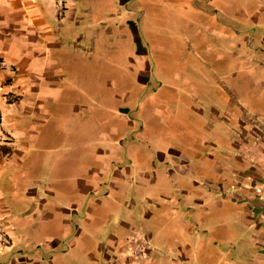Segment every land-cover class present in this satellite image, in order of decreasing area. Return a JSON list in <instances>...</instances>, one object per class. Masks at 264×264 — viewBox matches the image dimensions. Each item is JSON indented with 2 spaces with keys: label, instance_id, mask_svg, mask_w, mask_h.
<instances>
[{
  "label": "crops",
  "instance_id": "1",
  "mask_svg": "<svg viewBox=\"0 0 264 264\" xmlns=\"http://www.w3.org/2000/svg\"><path fill=\"white\" fill-rule=\"evenodd\" d=\"M75 6L76 0H0V116L11 139L0 147V220L11 239L0 245V264H264V0H243L234 12L250 20V27L240 23L237 37L257 56L240 58L242 74L220 75L226 79L213 92L220 103L209 105L207 149L201 158L183 153L170 173L192 220L161 194L168 212L157 204V213L145 215L148 225L126 214H135L132 207L111 217L97 213L111 204V192L126 195L117 183L132 181L112 167L119 153L114 142L82 153L88 167L76 166L66 175H75L73 185L62 186V135L45 128L51 102L61 95L62 32L75 19ZM114 133L116 142L121 134ZM137 164V174L148 176L145 162ZM108 176L109 189L102 185ZM155 178L152 173L153 188ZM195 221L201 231L193 232Z\"/></svg>",
  "mask_w": 264,
  "mask_h": 264
},
{
  "label": "rangeland",
  "instance_id": "2",
  "mask_svg": "<svg viewBox=\"0 0 264 264\" xmlns=\"http://www.w3.org/2000/svg\"><path fill=\"white\" fill-rule=\"evenodd\" d=\"M242 3L76 0L75 19L67 22L62 32L65 76L60 81L61 95L56 103L51 102L52 116L45 128L53 131L52 135L58 130L62 135V186L70 188L64 182L73 185L75 175H66L76 166L85 169L82 153L90 156L95 144L105 148L114 142L119 160H112V167L123 168L121 173L132 181L117 183L125 188L126 195L111 192V204L106 208L99 205L97 213L111 217L120 215V207L125 212L132 207L135 214H126L148 225L147 211L157 213L156 205L163 203L160 195L170 194L165 198L171 200L172 207L187 211L191 219L190 205L170 173L183 153L201 158L207 149L213 124L209 105L220 103L213 92L224 86L226 79L220 75L230 71L242 74L245 66L240 58L257 56L254 48H243L237 37L243 29L240 23L250 27V20H241V13L235 16ZM247 33L251 31L244 35ZM236 40L239 45L231 46ZM234 51L236 56H229ZM115 131L121 134L116 142L112 138ZM160 153L164 155L162 161ZM138 162H145L148 176L137 174L141 167ZM126 167L133 175L127 176ZM152 173L156 186L163 180L166 183L153 188ZM109 182L108 176L102 185L107 187ZM147 198L158 202L149 204ZM162 206L166 214L169 206ZM201 227L195 221L193 232L201 231ZM211 232L216 228L211 227Z\"/></svg>",
  "mask_w": 264,
  "mask_h": 264
},
{
  "label": "built area",
  "instance_id": "3",
  "mask_svg": "<svg viewBox=\"0 0 264 264\" xmlns=\"http://www.w3.org/2000/svg\"><path fill=\"white\" fill-rule=\"evenodd\" d=\"M58 5L62 4V0H56ZM3 63H0V67H3ZM4 98L6 100L9 99V95L5 94ZM11 142L10 137L5 133L4 128L2 126V118L0 116V147L2 145L8 144ZM11 244V239L8 236V234L6 233V230L4 229L2 222L0 220V245L1 246H9ZM140 247L135 248L134 252L135 253H140Z\"/></svg>",
  "mask_w": 264,
  "mask_h": 264
}]
</instances>
